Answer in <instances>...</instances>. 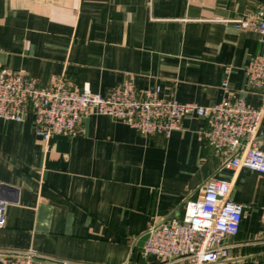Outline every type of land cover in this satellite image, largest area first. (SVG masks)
Instances as JSON below:
<instances>
[{
	"label": "crops",
	"instance_id": "crops-1",
	"mask_svg": "<svg viewBox=\"0 0 264 264\" xmlns=\"http://www.w3.org/2000/svg\"><path fill=\"white\" fill-rule=\"evenodd\" d=\"M264 0H0V73L19 72L49 86L65 75L73 89L105 95L130 82L161 97L204 107L225 97L227 79L255 108L264 88L246 68L264 55V35L237 21ZM229 74L227 75V70ZM205 119L183 120L169 137H144L92 113L76 137L36 136L33 115L0 119V257L39 255L69 264H185L144 256L150 227L183 214L206 181L232 183L246 210L228 239L230 264H264V174L227 166L231 155L204 138ZM255 146L264 151V121ZM1 264V262H0Z\"/></svg>",
	"mask_w": 264,
	"mask_h": 264
},
{
	"label": "built area",
	"instance_id": "built-area-1",
	"mask_svg": "<svg viewBox=\"0 0 264 264\" xmlns=\"http://www.w3.org/2000/svg\"><path fill=\"white\" fill-rule=\"evenodd\" d=\"M239 27H257L264 35V5L255 14L237 21ZM227 70V75L229 74ZM247 82L264 88V55H256L246 68ZM223 100L214 106L179 103L161 97V88L138 90L130 82L102 95L89 87L73 89L65 75L49 86L22 73H0V119L23 123L33 115L37 137L50 141L55 136L76 137L83 117L92 113L120 121L144 137H169L183 120L195 115L205 119L204 138L217 152L230 153L228 167L250 169L264 174V151L255 143L264 121V107H253L238 95L226 79ZM232 183L210 177L203 193L184 203L183 214L153 224L143 247L144 256L181 260L185 264H230L228 239L238 235L245 205L231 199ZM8 204L0 200V228L6 225ZM1 264H69L30 251L23 255L1 256Z\"/></svg>",
	"mask_w": 264,
	"mask_h": 264
},
{
	"label": "water",
	"instance_id": "water-1",
	"mask_svg": "<svg viewBox=\"0 0 264 264\" xmlns=\"http://www.w3.org/2000/svg\"><path fill=\"white\" fill-rule=\"evenodd\" d=\"M148 238H149V234H148V233L144 234V235L139 239V241H138V243H137V246H138L139 248H143L144 245H145V243H146V241L148 240Z\"/></svg>",
	"mask_w": 264,
	"mask_h": 264
}]
</instances>
